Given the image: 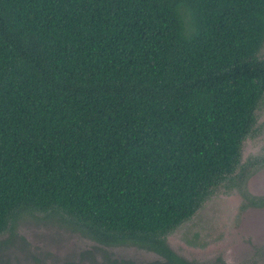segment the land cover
Masks as SVG:
<instances>
[{"label":"trees","instance_id":"1","mask_svg":"<svg viewBox=\"0 0 264 264\" xmlns=\"http://www.w3.org/2000/svg\"><path fill=\"white\" fill-rule=\"evenodd\" d=\"M263 50L264 0H0L1 248L40 217L192 264L167 238L218 190L264 207Z\"/></svg>","mask_w":264,"mask_h":264},{"label":"rangeland","instance_id":"2","mask_svg":"<svg viewBox=\"0 0 264 264\" xmlns=\"http://www.w3.org/2000/svg\"><path fill=\"white\" fill-rule=\"evenodd\" d=\"M264 52V50H263ZM257 132L243 146V162L264 156V103ZM247 182L250 194L264 196V166ZM235 189L217 191L191 220L167 238L170 248L192 264H264V207L242 209ZM13 244L0 246V264H166L158 253L132 244L107 245L57 220L26 218ZM0 236V242L6 240Z\"/></svg>","mask_w":264,"mask_h":264}]
</instances>
